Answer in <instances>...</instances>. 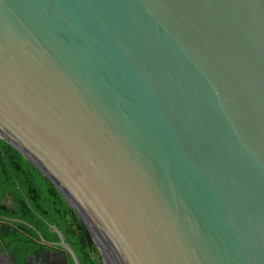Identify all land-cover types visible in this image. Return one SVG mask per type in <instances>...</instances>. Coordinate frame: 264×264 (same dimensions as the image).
Instances as JSON below:
<instances>
[{"label":"water","instance_id":"obj_1","mask_svg":"<svg viewBox=\"0 0 264 264\" xmlns=\"http://www.w3.org/2000/svg\"><path fill=\"white\" fill-rule=\"evenodd\" d=\"M0 138L105 264H264V0H0Z\"/></svg>","mask_w":264,"mask_h":264},{"label":"trees","instance_id":"obj_2","mask_svg":"<svg viewBox=\"0 0 264 264\" xmlns=\"http://www.w3.org/2000/svg\"><path fill=\"white\" fill-rule=\"evenodd\" d=\"M19 219L8 222L1 218ZM56 226L77 253L81 264H105L89 232L58 190L24 156L0 138V254L13 264H46L49 242H59ZM69 264H74L68 255Z\"/></svg>","mask_w":264,"mask_h":264},{"label":"flooded vegetation","instance_id":"obj_3","mask_svg":"<svg viewBox=\"0 0 264 264\" xmlns=\"http://www.w3.org/2000/svg\"><path fill=\"white\" fill-rule=\"evenodd\" d=\"M49 247V246H48ZM66 259L68 260V256L62 255L58 250L49 247V250L44 253L43 260L46 264H69L66 263ZM0 264H13L10 260L9 256L4 253L0 254ZM26 264H35L32 257L26 262Z\"/></svg>","mask_w":264,"mask_h":264}]
</instances>
